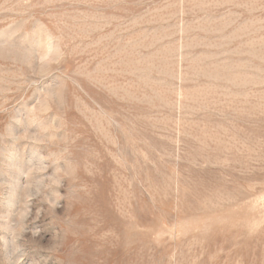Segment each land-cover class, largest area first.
Masks as SVG:
<instances>
[{"label":"rangeland","instance_id":"1","mask_svg":"<svg viewBox=\"0 0 264 264\" xmlns=\"http://www.w3.org/2000/svg\"><path fill=\"white\" fill-rule=\"evenodd\" d=\"M0 264H264V0H0Z\"/></svg>","mask_w":264,"mask_h":264}]
</instances>
